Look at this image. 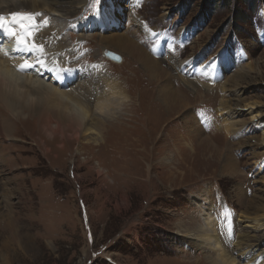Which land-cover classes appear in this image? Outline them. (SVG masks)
I'll list each match as a JSON object with an SVG mask.
<instances>
[{
	"label": "rangeland",
	"instance_id": "374dc122",
	"mask_svg": "<svg viewBox=\"0 0 264 264\" xmlns=\"http://www.w3.org/2000/svg\"><path fill=\"white\" fill-rule=\"evenodd\" d=\"M136 19L153 34H145ZM78 20L93 24L94 34H133L173 77L167 81L161 70L158 89L167 81L165 86L181 90L187 105L180 101L161 107L155 87L144 83V69L143 82L139 69L134 71L126 86L143 131L135 128L132 140L141 135L147 153L160 151L145 159L135 149L118 153L123 144L115 138L114 158L106 148L84 146L77 153L78 142L61 157L51 145L44 157L32 121L14 140L0 135V264L5 256L12 264H195L205 254L191 249L183 235L201 220L197 201L214 215L223 238L230 227L238 235L239 215L264 194V157L251 143V137L261 135V120L250 123L242 115L248 125L239 135L217 129L222 124L219 87L234 74L249 73L241 97L264 105V0H89ZM103 20L107 24L101 27ZM67 38L71 48L77 44L78 65L98 63L118 81L128 75L124 51L100 44L98 37L89 41L73 29ZM107 51L121 60H112ZM171 55L180 61L193 58L196 64L215 60L221 75L218 85L209 82L214 95L204 89L198 97L189 96L168 66ZM197 77V83L207 84ZM243 102L237 104L243 107ZM74 162L81 167L74 169ZM100 162L106 177L96 171ZM34 165H42L41 170L32 172Z\"/></svg>",
	"mask_w": 264,
	"mask_h": 264
},
{
	"label": "bare ground",
	"instance_id": "6f19581e",
	"mask_svg": "<svg viewBox=\"0 0 264 264\" xmlns=\"http://www.w3.org/2000/svg\"><path fill=\"white\" fill-rule=\"evenodd\" d=\"M88 1L0 0V15L6 18L5 23L8 27L17 31L20 35H24V32L20 25L12 20L11 13H38L42 15L36 16L35 20L47 21V26L41 25L40 30L36 32L34 37L36 43L44 45L47 53L45 57L47 67L37 65L39 71L29 69L26 72H21L18 70L17 65L22 63L24 58L35 59L37 54L17 51L15 47L16 40L7 35L4 30H0V135L7 140H14L19 137L20 133H23V130L25 131V123L32 121L37 128L36 133L39 135L38 140L40 141L38 145L42 148L44 157L49 156V152L53 150L51 145L58 149L57 155L61 157L66 153L65 151L69 145L74 142L80 144L77 153L84 146L90 149L98 148L97 151L106 148L107 152L113 155L114 158V155L118 152L115 143H119L123 144V148L121 147L118 152L121 155L126 153L127 150L135 149L137 154L143 155V159L147 155L149 157L153 154L159 156L160 151L156 153L154 150L152 152L148 150L150 153H147V142L139 139L141 135L136 134L139 138L132 140L135 128L143 131V125L141 124V118H138V108L137 110L133 109L135 100L128 94L126 85L130 80H133L134 71L137 69L142 75L140 81L143 82L144 69L147 75V81H144V83L148 87H155L161 107L163 103L175 104L180 101L182 106H185L187 105L186 99L180 89L175 90L172 87L165 86L164 82L171 80H169L171 74L167 70L163 71L160 61L152 54L148 55L144 46L139 45L133 34L113 32L109 35L104 33V35L102 31L94 34L93 24L79 21L78 15L81 14ZM106 14L108 17L111 11ZM139 21H137L138 27H141L145 34L150 35L151 33L152 35L153 31L145 29ZM32 22L31 20L25 21L28 24ZM106 24L107 22L103 20L101 27ZM72 29L80 32L84 37H89L87 39L89 41L98 37L100 44H109L127 53L129 55V58H127L129 59V65L126 69L128 75L125 79L122 78L118 81V78L110 73L109 69L104 70L98 63L88 61V63L78 65L77 59H75L78 53L76 50L77 44L71 48L70 43H68L69 37L67 38V31ZM29 39L33 38L29 37ZM64 50L68 52L65 57L62 55ZM152 52H154V48ZM67 55H69V59H67ZM171 56L167 58L168 66L171 68L170 70H174L179 75V77L176 75L174 78L183 83L181 84L187 94L198 97L202 95L204 89H208L205 90L206 94L214 95L213 89L211 90L213 87L209 85V82H212V86L218 85L221 75L219 64L217 65L215 60L210 63L200 62L196 64L197 60L193 58L189 61H180L177 56ZM161 70L168 77H164L163 74L167 81H161L163 85L161 84L159 90L157 84L159 79L163 78L159 77L162 73ZM191 71H193V75L189 73ZM184 73L187 75L185 76ZM138 76L135 77L138 79ZM197 76L204 77L208 85L197 83L195 81L198 78ZM248 76L249 73L238 72L219 87L222 96L219 108L222 124L217 126V129L225 130L228 135L232 133L237 135L241 130L246 129L248 125V122L241 119L242 115L247 114L250 123L254 120H261L259 121L261 135L259 138L251 137V143L256 150H259V155L263 158L264 121H262V117L264 116V105L258 100L247 101L241 97L243 94L241 83L246 81ZM227 94H234L236 98L229 99L230 96ZM232 100H235L236 103H232ZM242 101H245L243 107L237 104ZM140 103L142 104V102ZM124 108L132 114L129 115L123 112ZM144 127L148 128L146 122H144ZM111 138H115V143L111 141ZM146 141H149V138ZM138 146L142 147L138 148ZM107 152L106 155H108ZM95 156L93 155L92 158ZM12 165L11 163L10 166ZM60 165L58 164L57 167H60ZM84 165H89V162L86 161ZM80 167L81 165H78V162H74V169ZM26 168L28 167H22L19 170H25ZM41 168L42 165L30 166L32 172H37ZM258 168L262 172L263 166L258 164ZM96 171L105 177L107 176L105 166L101 162L97 163ZM260 178L264 182V176ZM0 202H3L2 196H0ZM202 202L197 201L196 203L203 211L201 220H197V225L193 229L184 235L182 234L191 249L205 254L204 258L194 263L264 264V194L258 200L255 198L252 201L255 204L253 209L249 207V210L247 209L239 215L238 235L237 233L236 235L230 233V227L226 230V235L223 238L217 233L218 227L214 215L203 208ZM32 223L35 224L36 222L32 220ZM4 264H12V260L5 256Z\"/></svg>",
	"mask_w": 264,
	"mask_h": 264
},
{
	"label": "snow or ice",
	"instance_id": "6c2138e0",
	"mask_svg": "<svg viewBox=\"0 0 264 264\" xmlns=\"http://www.w3.org/2000/svg\"><path fill=\"white\" fill-rule=\"evenodd\" d=\"M38 13H19L14 12L11 13L12 20L18 23L21 29L24 32V35H20L17 31L13 30L11 27L5 23L6 18L3 15H0V30H4L7 35L14 38L16 40V50L22 53H36L35 59L24 58L22 63L17 65V68L21 72H26L29 69H36L37 65L47 67L46 59L47 53L45 51V47L43 44L36 43L34 40L36 32H38L41 28V25L47 26V21H37L35 17ZM31 20L33 21L31 24L25 23V21ZM32 37L33 39H29Z\"/></svg>",
	"mask_w": 264,
	"mask_h": 264
},
{
	"label": "water",
	"instance_id": "95a60500",
	"mask_svg": "<svg viewBox=\"0 0 264 264\" xmlns=\"http://www.w3.org/2000/svg\"><path fill=\"white\" fill-rule=\"evenodd\" d=\"M106 55H107L109 58H111L112 60H115V61H117V62H119V61L121 60V58H120L118 55H116V54H114V53H111V52H109V51L106 52Z\"/></svg>",
	"mask_w": 264,
	"mask_h": 264
}]
</instances>
